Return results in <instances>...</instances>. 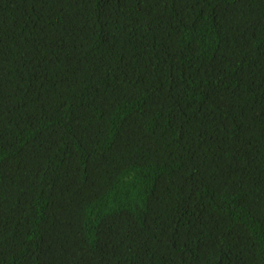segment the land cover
Segmentation results:
<instances>
[{"label":"trees","instance_id":"1","mask_svg":"<svg viewBox=\"0 0 264 264\" xmlns=\"http://www.w3.org/2000/svg\"><path fill=\"white\" fill-rule=\"evenodd\" d=\"M0 264H264V0H0Z\"/></svg>","mask_w":264,"mask_h":264}]
</instances>
